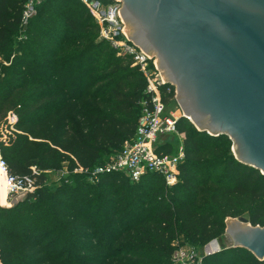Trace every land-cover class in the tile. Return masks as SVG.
Returning a JSON list of instances; mask_svg holds the SVG:
<instances>
[{"label": "trees", "instance_id": "obj_1", "mask_svg": "<svg viewBox=\"0 0 264 264\" xmlns=\"http://www.w3.org/2000/svg\"><path fill=\"white\" fill-rule=\"evenodd\" d=\"M26 2L0 0V124L18 116L0 153L36 190L0 207L2 264H174L177 241L203 247L225 233L228 218L264 225V174L233 155L228 135L186 117L178 122L186 157L175 184L158 173L132 182L115 172L98 183L74 173L73 184L52 187L49 170L92 168L135 136L147 81L100 38L81 0H43L24 22ZM168 86L165 101L174 92ZM202 264L264 259L226 247Z\"/></svg>", "mask_w": 264, "mask_h": 264}, {"label": "water", "instance_id": "obj_2", "mask_svg": "<svg viewBox=\"0 0 264 264\" xmlns=\"http://www.w3.org/2000/svg\"><path fill=\"white\" fill-rule=\"evenodd\" d=\"M121 1L128 36L177 86L184 117L228 135L236 158L264 174V0ZM226 224L229 247L264 259V225Z\"/></svg>", "mask_w": 264, "mask_h": 264}, {"label": "built area", "instance_id": "obj_3", "mask_svg": "<svg viewBox=\"0 0 264 264\" xmlns=\"http://www.w3.org/2000/svg\"><path fill=\"white\" fill-rule=\"evenodd\" d=\"M43 0H27L23 11V20L36 13L37 6ZM95 18L100 28V38L107 40L117 51V55L129 56L133 66H137L147 81V99L141 102V116L135 136L125 140L118 152L108 161L92 168L81 166L74 169L75 173H84L92 183H98L106 173H122L132 182L139 181L144 175L158 173L167 185L179 180L180 165L186 153L184 141L175 153L167 152L165 138L178 136V122L184 114H176L170 109L164 96L171 93L169 81L164 80L158 68L156 57L138 46L127 34L125 21L121 15V0H81ZM173 85V84H172ZM12 113V112H11ZM9 113V115H11ZM16 118V115L13 114ZM184 140V139H183ZM35 170V168H33ZM0 170L4 175L8 195L33 193L36 190L34 180L30 177H19L11 174L7 162L0 154ZM177 245V244H176ZM221 250L217 239H213L204 247V255ZM203 256L190 244L177 245L172 262L174 264H202Z\"/></svg>", "mask_w": 264, "mask_h": 264}, {"label": "rangeland", "instance_id": "obj_4", "mask_svg": "<svg viewBox=\"0 0 264 264\" xmlns=\"http://www.w3.org/2000/svg\"><path fill=\"white\" fill-rule=\"evenodd\" d=\"M173 87H174L173 95L171 97H169V100L167 102L169 103L170 109H172L174 112H176V114H179V113L184 114V110L182 109V106L177 99V93H176L177 86L175 84H173ZM12 113L15 114L14 112H12ZM12 113H11V115H8L4 119V121L0 124V139L1 140L8 141V139L13 134V132L17 131L15 124L18 120V116L15 114L16 118H14ZM186 118H188V117H186ZM188 120L190 122H192L190 118H188ZM192 124L195 127H197L195 123L192 122ZM183 139H184V135L181 136V139L178 136H172V137L170 136L168 138H165L164 142H167V148H166L167 152L175 153L178 150V147L181 145V142L184 141ZM231 141H232L231 152L236 157L237 154L234 150L233 140L231 139ZM118 150L119 149H116V150H114V152L106 153L105 154V158H106L105 161H108L110 158H112L118 152ZM67 166H68V163H63L61 168H59L57 170H49L47 172L48 183L52 187H55L58 184L63 183V181L70 183V184H73L75 172L69 171ZM85 177H86V180H88V177L87 176H85ZM28 195L29 194H27V193H22L19 195H12V196L8 195V200L11 203L10 206H13L16 203L24 200ZM3 207H5V206H3ZM216 239L218 240L221 249L229 247L233 243L231 238L227 237L226 231L220 238H216ZM176 244L177 245L180 244V241H177ZM204 247H205V245L203 247H200V248H195V247L194 248L197 250L199 255L203 256L204 255Z\"/></svg>", "mask_w": 264, "mask_h": 264}, {"label": "bare ground", "instance_id": "obj_5", "mask_svg": "<svg viewBox=\"0 0 264 264\" xmlns=\"http://www.w3.org/2000/svg\"><path fill=\"white\" fill-rule=\"evenodd\" d=\"M0 204L8 207L11 205V203L8 200V188L6 185V181L4 179V175L2 174L0 170Z\"/></svg>", "mask_w": 264, "mask_h": 264}, {"label": "flooded vegetation", "instance_id": "obj_6", "mask_svg": "<svg viewBox=\"0 0 264 264\" xmlns=\"http://www.w3.org/2000/svg\"><path fill=\"white\" fill-rule=\"evenodd\" d=\"M121 3H122V7H123V2L121 1ZM173 84V83H172ZM176 93H177V91H176ZM177 95H178V93H177Z\"/></svg>", "mask_w": 264, "mask_h": 264}]
</instances>
